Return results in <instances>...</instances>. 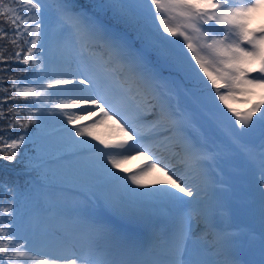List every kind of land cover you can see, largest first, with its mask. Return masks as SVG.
Segmentation results:
<instances>
[{
    "label": "snow or ice",
    "instance_id": "6c2138e0",
    "mask_svg": "<svg viewBox=\"0 0 264 264\" xmlns=\"http://www.w3.org/2000/svg\"><path fill=\"white\" fill-rule=\"evenodd\" d=\"M261 8L264 0H92L85 10L57 0L53 12L49 0H0V159L14 162L31 152L21 162L35 173V183L48 181L50 165L65 157H57L43 136L32 137L51 116L69 133L67 143L90 153L94 164L83 178V201L64 212H56L54 203L46 211L29 208L25 201L34 197L0 182L11 196L5 203L0 194V264H252L239 256L241 233L228 230L224 206L206 203L214 165L226 158L242 162L233 168L234 178L258 170L264 264V28L255 31L247 23ZM108 12L135 30L141 47L104 23ZM9 45L13 51L5 56ZM151 50L186 78L202 79L203 73L210 81L231 113L224 156L208 150L193 119L172 107L168 94L175 82L152 68ZM68 56L74 71L65 67ZM16 65L28 66L19 77ZM6 80L9 87H3ZM241 95L258 99L241 111L232 103ZM86 118L91 122L80 123ZM109 123L119 139L97 134ZM161 149L172 163H165ZM149 153L151 162L138 171L124 167ZM156 169L168 176L156 182L163 186L139 191ZM98 192L103 207L139 224L143 234L130 236L89 211L101 200ZM137 198L169 211L153 216L136 205Z\"/></svg>",
    "mask_w": 264,
    "mask_h": 264
},
{
    "label": "trees",
    "instance_id": "16d2710c",
    "mask_svg": "<svg viewBox=\"0 0 264 264\" xmlns=\"http://www.w3.org/2000/svg\"><path fill=\"white\" fill-rule=\"evenodd\" d=\"M69 1L79 7L85 5L90 9L92 8V0H69ZM56 2L57 0H49V4L52 6L53 12L55 10ZM102 17L109 23L115 24L117 27H123L131 32H135V30L131 26L125 25L124 23L116 19L114 17V14L111 12L104 14ZM3 19H4L3 17H0V21H2ZM4 27L7 28V25L5 24ZM0 43H4V42H0ZM12 51H13V47L9 45L8 50L4 53V55L7 56ZM152 57L154 63H156V65H160L163 70H170L172 72H175L176 75L181 76V78L185 82L191 83V86L193 87L195 93H198L200 95H208L209 96L207 98V100L209 99V102L207 104L208 106L212 104H216L215 102H213V100L210 97V93L212 92V88L210 86L205 85L199 79L191 80L186 78L183 73L177 71V69L172 63H170L163 55L159 54L155 50L152 53ZM16 67H17V72L14 73V75L19 77L23 73L24 68L28 66L16 65ZM10 83H11L10 81L6 80L3 87H9ZM0 95H4V93H0ZM9 103H13V102L9 101ZM16 103L25 104L26 102L23 100H19L16 101ZM232 103L234 106H238V107L243 106L239 104L238 100L232 101ZM219 104L221 106H224L220 102ZM3 123L6 125L7 122L4 121ZM60 126H64V125L59 123L57 118L50 116L45 129L43 131L40 130L36 131L33 134L32 139H38L41 136H43L46 140L51 141V143L54 145L53 151L55 152V154L66 151V150H61L57 152V149L61 148L62 137L65 136V131L59 129ZM33 127L34 126H31L29 130L31 131ZM2 134L3 133H0V135ZM20 151L26 152L24 146L21 147ZM2 155H4V153L0 152V156ZM31 156H32L31 152H26V155L23 157L17 156V160L14 162H9L7 160L0 159V182H3L8 186L15 187L20 191L24 192L25 194L34 197L35 199L25 201V203L28 205L29 208L38 206L40 209L45 211L48 209L53 193L51 191L52 188L45 187L44 184L57 185V184L65 183L74 187L83 184L85 170L88 168V165L86 163L87 159L80 158L76 160L73 165H69L67 161H65L64 159H58L59 161L57 160L55 164L50 165V167H52V173L50 175L49 180L41 181V183H35L34 181L37 179L35 173L27 171L25 168V163L21 162L22 159L26 161L27 159L31 158ZM0 194L3 195L5 199V203H7L11 199V196L7 192H4L3 190H0Z\"/></svg>",
    "mask_w": 264,
    "mask_h": 264
},
{
    "label": "rangeland",
    "instance_id": "374dc122",
    "mask_svg": "<svg viewBox=\"0 0 264 264\" xmlns=\"http://www.w3.org/2000/svg\"><path fill=\"white\" fill-rule=\"evenodd\" d=\"M82 8L85 9V10H89L86 7H82ZM261 9H262V11H260ZM261 9L257 10L255 13H253L252 16H251V18L247 21L248 27L250 29H252V30H257V29L262 28L264 26V8H261ZM104 23L109 28H112V29H114V30H116L118 32L124 33L128 37V39L130 41H132V43L134 44L135 47L139 48V47L142 46V44H139L135 40V36L132 35V34H129L126 30L117 28V27H115V26L107 23L106 21H104ZM149 53H151V51ZM98 54H99V52H98ZM66 59H67L68 63L65 65V67L66 68H69V70H73L74 71L75 70V65L71 63V56L66 57ZM113 67H115V66H113ZM152 68L156 72H158L159 75L161 77H163L165 80H168V81H171V82H175V87H174L173 91H171L168 94L169 102L172 101L174 103L176 101L177 103H180L181 101H179V100L183 97L185 99L184 101H186L189 105L192 106V109H191L189 115H190V117L197 118V122L195 124V127L198 130L201 129V128L206 129L207 126H208V124H211V125L214 126V129H215L216 133L222 131L226 135V137H227V140L226 141L229 142V139H230L229 133H230V130H231L230 129V125L225 121V119H223L221 113H219L216 110L213 111V110H205V109H203L202 102L204 100L203 99H199L196 96L190 95L189 94V91H187V93H188L187 95H184L183 96V92H182V89L183 88L182 87H185L187 89V86H184V85L183 86H180L178 83H182V82L174 74L167 76L166 74H164L163 72H161L157 67L155 68V67L152 66ZM117 73L118 74H117L116 79L117 80L122 79V77L119 75V70L118 69H117ZM200 76L202 77V80L204 82H208L207 79H206V77H203V74H200ZM199 79H201V78H199ZM53 99L55 100L57 98L56 97H53ZM61 99H63V97H61ZM246 99H247V97H246ZM257 99H258V97L256 99H254L242 111L250 108L252 106V103L255 102ZM77 111H79V110H77ZM229 117H231V115ZM229 121L231 123V120L230 119H229ZM81 122L90 123L91 121L86 118L84 121H81ZM71 127H73V126L71 125ZM68 128H70L69 125H68ZM98 135H100V136H102L104 138L114 139V138H111V137H109L107 135H103V134H98ZM76 139L79 140V139H82V138L77 137ZM83 139H88V138H83ZM117 139H119V138H117ZM70 140H71V137H70L69 133L68 132H65V136H63L62 137V140H61V142H62L61 148L62 149L61 148H58L59 150H57V152H59L61 150H67V151H69V154L67 156H64L65 157L64 160L67 161V163L69 165H73L74 162H75L74 159L76 157V154H72V153H77V150H76V148L70 146L67 143V141H70ZM92 142L93 143H96V141H92ZM225 153H226V151H223L220 155L224 156ZM58 154H60V153H56L55 155H58ZM61 156H63V154ZM228 160H230V159L226 158V159H223V160H218L217 162H222L221 163V167H223V163H226ZM240 162H241V160H239V163ZM86 163L88 165V168L85 170V173L91 171V169L94 167L93 161L91 159H88V161H86ZM126 163L127 164L124 165V167L126 169H129L131 166L137 165L140 162H136L135 159H132V160L127 161ZM142 163L143 162H141V164ZM215 168H216V171H217L218 175L220 176V169H219V167H215ZM225 170L226 169L224 168V171ZM251 172L252 173H255L256 170L252 169ZM121 173H123V172H121ZM133 187H135V186H133ZM78 189H83L85 191V189H84V187L82 185H80V187L78 186ZM225 189H226L227 193H229L231 191L230 190V186L229 187H226ZM148 190H149V188L139 189V191H148ZM239 190H241V188H239ZM232 192H237V188L234 189ZM114 194H118V193H114ZM97 195L98 196H101V200L100 201H96V202L92 203L89 206V211H91L95 216H97L99 219H101L103 221H106V222L114 225L116 228H118L119 225L122 222L129 221V220H125V219H122L121 217H118V216L114 215L107 208L103 207L102 206L103 196L99 192L97 193ZM206 195L208 197V201H206V203H207V202H210V200H209L210 198L208 196V190H207ZM224 197H225L224 195H221L220 198L223 199ZM82 201H83V196L81 195V193L80 194L79 193L78 194L76 193L75 198H74L73 195H71V196L68 195L67 197H65L64 195H60L59 194V199H58V203H60L62 205V207L60 206L61 212H64V211H66L68 209L74 208L75 206H77L78 204H80ZM233 204H235V207L237 206L236 203H233ZM136 205L138 207H143V209L147 213H150L153 216L159 215V214H166L169 211V209L166 206H164L163 204H160L158 202H153V201L150 200V198H137ZM105 211L106 212H109V213H112L115 216V218L114 219H108L105 216ZM248 212L251 215H257L258 214L257 212H254L253 210H247L245 208V209H243V215L242 216H246L248 214ZM117 218L118 219L120 218L122 221L120 219L118 220Z\"/></svg>",
    "mask_w": 264,
    "mask_h": 264
},
{
    "label": "bare ground",
    "instance_id": "6f19581e",
    "mask_svg": "<svg viewBox=\"0 0 264 264\" xmlns=\"http://www.w3.org/2000/svg\"><path fill=\"white\" fill-rule=\"evenodd\" d=\"M262 11V9L260 10ZM172 107L175 109V111H177V106L170 101ZM116 119L119 120V117H117ZM151 122V117H148L144 122H143V126H144V130L147 133L148 127L150 125ZM121 123H123V121H121ZM97 134H103V135H107L111 138L117 139L121 137V133H119L118 129H116L111 123L107 124V125H101L96 129ZM159 140H163L164 137H159ZM148 142H152V141H148ZM159 155H161L162 157H165V163H172V161L168 158L169 154L167 152H165L163 149H161L158 153ZM151 154H145V155H139L136 156L134 159L136 160V162H142L144 159H146L145 164L150 163L151 161L148 159L149 156ZM154 158V157H153ZM129 163V162H128ZM127 163H125L124 165H126ZM133 166H131L132 168ZM161 167H163V164L161 165ZM171 173L169 172V175ZM217 176V175H216ZM215 176V177H216ZM149 181V186L147 188H151V187H156V186H163V185H158L156 182L159 181H166L168 179V176L165 175L164 172H161L159 169H156L154 171H152L150 173V175L146 178ZM211 184V183H210ZM217 190H219L220 192H222V190L224 188L218 187L216 188ZM213 193V189L210 188V186L208 187V194ZM259 242V241H258ZM260 250V245H254V246H250L248 248L249 250ZM255 252V256L250 257V262H252V264H260V261L262 259L261 257V251H254Z\"/></svg>",
    "mask_w": 264,
    "mask_h": 264
}]
</instances>
